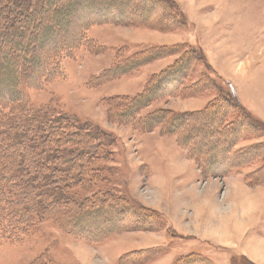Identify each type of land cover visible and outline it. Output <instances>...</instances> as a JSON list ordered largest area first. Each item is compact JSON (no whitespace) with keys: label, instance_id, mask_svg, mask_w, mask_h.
Here are the masks:
<instances>
[{"label":"rangeland","instance_id":"374dc122","mask_svg":"<svg viewBox=\"0 0 264 264\" xmlns=\"http://www.w3.org/2000/svg\"><path fill=\"white\" fill-rule=\"evenodd\" d=\"M168 4L178 15H183L182 26L170 28L169 11L148 0H61L62 10L58 12L63 20L54 22L57 14L48 17L53 25L60 23L66 28L64 40L68 43L72 41L69 39L80 37L85 24L97 25L103 18L116 24L84 28L85 37L97 46L89 44L90 49L79 48L72 51V57L62 60L65 79L37 90H24L23 95L34 112L46 117L69 116L80 123L97 125L108 136L106 152L111 153V161L106 166L112 173L106 189L119 199L120 206L103 204L99 213L91 212L84 218L89 229H95L94 233H103L95 244L62 233L51 221L38 225L20 244H10L0 236V264H40L39 261L41 264H118L123 257L129 258L130 264H165L167 260L174 264L180 257L186 259L184 264H258L240 254L248 249H254L253 252L257 249L254 253H258L257 245L264 242V237L258 234L254 235L255 241L248 242L253 235L243 226L249 220L242 218L243 210L239 208L246 205L245 197L255 195L242 193L235 185L229 186L234 182L233 177H239L253 192L264 184V147L240 154L246 150L243 145L248 141H255L250 143V148L264 145V0H169ZM177 44H185L194 51L192 60L183 62L188 72L183 71L177 86L160 87L163 91L157 97L161 98L142 110L140 117L160 109L197 112L214 101L217 93L230 97L234 89L237 94L230 108L219 102L216 109L195 120L179 117L187 127L185 133L192 134L190 144L187 143L191 145L187 151L192 156L195 153L192 144L205 141L201 144L204 157L197 164L178 147L175 137H167L158 130L141 133L108 121L101 105L109 97L131 98L142 93L148 81L173 64L180 53L171 57L151 56L130 75L114 76L98 88L86 86L112 66L113 50L119 51L120 62L128 66L129 60L143 58L151 47ZM200 51L206 60L199 61ZM40 52L42 64L46 47L40 48ZM0 73L4 75L0 80L2 93L9 76L4 69ZM225 121L229 124L219 130ZM181 129L178 126L175 130ZM210 136L217 138V142H227V155L232 151L235 154L220 175L208 172L210 166L206 167L210 161L205 158V148L213 140ZM255 154L259 156L258 162L244 164ZM257 163L259 176L250 185L245 176L253 172ZM263 207L260 206L253 221L260 223L261 217L264 219ZM230 214L243 223L242 236L222 240V226L204 220L218 217L225 225L224 217H233L235 221V216ZM73 218L67 220L71 223ZM192 238L204 241L200 243ZM226 245L237 252L227 250ZM137 251L143 254H132ZM262 254L260 264H264V251ZM126 259L119 260V264H124Z\"/></svg>","mask_w":264,"mask_h":264},{"label":"trees","instance_id":"16d2710c","mask_svg":"<svg viewBox=\"0 0 264 264\" xmlns=\"http://www.w3.org/2000/svg\"><path fill=\"white\" fill-rule=\"evenodd\" d=\"M168 1L148 0L162 5L164 10L169 11L170 28L182 26L185 22L183 15H178ZM60 2L61 0H0V70L4 69L5 75L9 76L0 93V236L10 244H20L36 231L38 225L50 221L62 233L76 240L98 243L103 233L101 231L94 233L95 229H89L90 225L88 221L84 223V218L90 216L91 212L99 213L98 209L103 204L120 206L119 199L106 189L109 175L112 173L106 166V163L111 161V153L106 152L108 136L97 125L80 123L69 116L46 117L34 112L23 95L24 90H37L52 81L65 79L61 68L62 60L72 57L71 53L74 50L90 49L89 44L97 46L92 39L85 37L84 28L102 23L108 26L116 25L112 20L105 18L97 25L85 24L82 26L80 37L76 40L69 39L72 41L68 43L64 40L66 28L60 26V23H56L58 25L54 23L55 28L53 25V21L63 20L59 13L62 10ZM54 14H57L55 17L57 19L49 20V23L48 17ZM58 41L60 44L56 45ZM43 46L46 47L47 53L41 64L39 57L40 48ZM193 52L185 44L151 47L143 54V58L141 56L129 60L130 63L126 66L119 60L121 58L119 51L113 50L112 66L92 78L86 86L91 84V87L94 85L98 88L114 76L130 75L151 56L156 58L181 54L173 64L151 78L142 93L131 98L109 97L103 100L101 105L105 107L108 121L128 126L141 133L158 130L167 137H175L178 147L197 164L204 157V150L201 147L203 141L192 144V147H195L192 156L187 151L191 146L187 143L191 140L192 134L185 133L187 127L179 117L195 120L199 115L216 109L219 102L226 103L227 108H230L234 104L235 95L237 96L236 90H232L231 98L217 93V98L201 111L175 113L169 109H160L140 117L142 110L154 103L156 98H161L157 95L162 93V87L164 89L165 86L171 87L181 82L183 71L188 72L185 68L186 61L192 60V55H195ZM200 56L199 61H203L204 54L201 53ZM3 77V73H0V80ZM235 102L239 103L238 100ZM239 104L241 105V102ZM228 124L225 121L219 130L225 129ZM178 126H182V129L175 130ZM251 127L256 129L254 126ZM223 141L211 140L205 148L206 152L208 149L210 151L207 153L208 156H205L206 160L210 161L209 164L206 161V167L217 168L220 172H223L226 162L228 165L232 155H235L234 151L226 154V144ZM218 143L221 147H217ZM262 146L255 145L240 154L248 153L250 150L256 151ZM258 158L259 156L255 154L253 158L244 161V164L258 162ZM217 160L219 165H216ZM258 174L257 170L245 176L246 182L250 185L256 183ZM67 217L68 219L74 217L71 223ZM140 253L143 254L142 251L132 254ZM124 259L126 257L119 260L121 262ZM127 260L129 258L124 264ZM185 262L186 259L180 257L174 264Z\"/></svg>","mask_w":264,"mask_h":264},{"label":"crops","instance_id":"0c3cea01","mask_svg":"<svg viewBox=\"0 0 264 264\" xmlns=\"http://www.w3.org/2000/svg\"><path fill=\"white\" fill-rule=\"evenodd\" d=\"M254 142L255 141H251V142L248 141V142H246V144L243 145L244 146V149L250 148L251 147V144L250 143H254ZM261 145H263V144H261ZM262 147H264V145ZM259 169H260L259 163H257V166L254 169H252L253 170V173L256 172ZM233 179H234V182L232 180V182L230 183V186L229 187L235 185V186H237L241 190L242 193L247 192V193L253 194V195H255V196L258 197V199H256V200L254 199L255 196L254 197H245L244 200H243V202L246 203V206H249V212L248 213L243 212L242 218H243V216H245L246 218L248 217L247 219L249 221H245L246 222L245 225L243 223H241L240 225L242 226V224H243V226H245L246 229H248V232L251 235H253V237H250V240H248V242L251 243V242L255 241L254 240V238H255L254 235L255 234H258L259 236L264 237V219H263V217H261V220H259L260 223H258V221H253L256 212L259 211V209H260V206L264 205L263 204V201L264 200L263 201L261 200L264 197V184H260L261 186H259V190H257L256 192H253L252 189L249 190V188L246 187V184L241 179H239V177H233ZM257 192H259V194L256 195L255 193H257ZM240 210H241V208H240ZM262 213L264 214V207L262 208ZM222 217H224V216H222ZM231 218L233 219V217H231ZM203 219H204V217L201 218V221L202 222H203ZM235 219H236V215H235ZM251 221H253V225L252 226H250V222ZM204 222H206L207 224H211L212 222H215L216 224L219 223L222 226L221 227L222 228L221 229V232H223V229L225 231L226 225H224V223H223L224 221L223 220H220L218 217L206 218L204 220ZM238 222H239V220H238ZM256 224H258V225L256 226ZM254 227L255 228H258V230L257 231H254V229H255ZM227 232H223L222 233V238H221L222 240L226 239L227 237L230 238L231 240H235L234 237H237L236 239H238L239 237L241 238V236H242V233L241 234H236L233 231H229L228 233ZM192 239L195 240L196 242H200V243L202 241H204V240H201V239H198V238H192ZM209 240H211V239H209ZM205 243H209V241H206ZM257 246H259V250H261L262 252L264 251V242H261ZM260 246H263V249ZM256 247H254V248H256ZM225 248H227V250L228 249H231L232 251L237 252L236 249L233 248L230 245H226ZM253 250L254 249H248L246 251H242V253H240V254H242L249 261H253L254 260L258 264H260V259H262V256H263L262 252L260 251V254H258V253H254V252H257V251H254L253 252ZM249 252L251 253V255H250ZM250 256H252V259H250ZM170 263H171V261H168V260L165 262V264H170ZM155 264H161V262L155 263Z\"/></svg>","mask_w":264,"mask_h":264},{"label":"bare ground","instance_id":"6f19581e","mask_svg":"<svg viewBox=\"0 0 264 264\" xmlns=\"http://www.w3.org/2000/svg\"><path fill=\"white\" fill-rule=\"evenodd\" d=\"M210 123V122H209ZM207 124V123H206ZM203 127H205V126H203ZM206 127H208V126H206ZM211 127V126H210ZM209 129V128H208ZM207 129V130H208ZM212 130H213V128H211ZM212 132V131H211ZM215 131L213 130V133H214ZM206 135H207V133H206ZM212 135H215V134H212ZM217 135H218V133H217ZM207 136H209V132H208V135ZM216 136V135H215ZM214 136V137H215ZM222 136V135H221ZM204 137H206V136H204ZM204 137H202V138H204ZM210 137H212L213 138V136H210ZM218 137V136H217ZM212 138H208V139H212ZM222 138V137H221ZM220 138V139H221ZM227 138V137H226ZM207 139V138H206ZM215 139V142H217L216 140H217V138H213V140ZM212 140V141H213ZM208 141V140H207ZM203 142H205V141H203ZM214 142V141H213ZM221 142V141H220ZM223 142H225V141H223ZM210 143V142H209ZM227 143V142H226ZM225 143V144H226ZM225 144H224V146H225ZM204 146H205V144H203ZM208 145V144H207ZM207 145H206V147H207ZM213 145H215V144H213ZM220 144L218 143V146L217 145H215V146H217V147H221V146H219ZM222 145V144H221ZM223 146V145H222ZM216 147V149H218ZM224 149V148H223ZM204 150V149H203ZM208 151H209V149H208ZM208 151L206 152V153H208ZM216 151V150H215ZM219 151V150H218ZM210 152V151H209ZM214 152V151H213ZM221 152H223V151H221ZM221 152H219V153H221ZM208 156V155H207ZM206 158V157H205ZM210 158V157H209ZM223 161H224V159H223ZM222 161V162H223ZM226 166H227V162H226ZM210 172H212V173H214V174H216V175H219L221 172H220V170L219 169H217V168H215V169H213L212 167H210ZM236 189H239V188H236ZM240 190V189H239ZM242 210H243V212H245V213H248L249 212V206H246V205H244V206H239ZM232 213H233V209H232ZM229 215V214H228ZM231 216H233L234 214H230ZM235 216V215H234ZM224 219L226 220V222H225V225H226V228H225V231H224V229H223V232H229V231H233V232H235L236 234H241L242 233V227L243 226H241L240 225V223L241 222H238V220H236L235 219V222H233V219L232 218H227V217H224ZM227 232V233H228ZM225 234V233H224ZM256 251H258L257 249H256ZM260 251L261 250H259V252H258V254H260ZM262 252V251H261ZM78 256V255H77ZM250 259H252V256H250Z\"/></svg>","mask_w":264,"mask_h":264}]
</instances>
